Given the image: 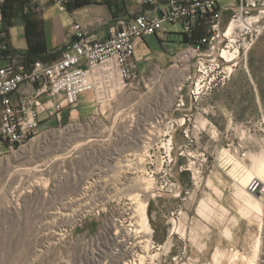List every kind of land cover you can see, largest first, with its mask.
Returning a JSON list of instances; mask_svg holds the SVG:
<instances>
[{
  "label": "rangeland",
  "instance_id": "obj_1",
  "mask_svg": "<svg viewBox=\"0 0 264 264\" xmlns=\"http://www.w3.org/2000/svg\"><path fill=\"white\" fill-rule=\"evenodd\" d=\"M71 1L47 3L66 10ZM235 1L220 0L219 5ZM2 3L0 0V9ZM88 5H108L112 18L140 9L137 0ZM164 27L170 32L146 36L137 48L144 74L140 84L114 102H102L98 114L91 92L80 95L78 107L62 110L61 122L52 119L47 109L33 142L12 155L0 149V264H110L112 253L122 256L115 241L136 229L139 217L111 225L124 211L123 201L118 202L139 190L110 188L128 170L127 164L148 171L146 161H139L141 157L123 160L145 152V129L153 125L157 128H150L156 130L150 137L157 165L160 135L169 129L174 135L172 176L183 188L179 196L157 192V198L150 199L148 214L156 248L150 249L145 264H263L264 206L260 211L242 198L235 180L241 167L253 168V156L264 154V32L224 86L198 100L190 98L186 87L185 106L178 107L174 87L184 76L173 64L185 43L180 26ZM12 35L15 45L24 44L19 28ZM155 72L157 83L153 85ZM183 119L185 124L176 122ZM69 124L79 130H72ZM236 162L241 167L235 173ZM155 177L152 190L161 189V173ZM90 178L102 180L107 187L93 197L96 206L91 212L74 226L52 215L65 212L71 205L69 197ZM81 205L75 204L71 210ZM175 218L179 229L174 232ZM62 229L66 231L60 238L56 233ZM258 238L262 245L255 259ZM158 244L164 249L159 251ZM218 251L221 259L214 262Z\"/></svg>",
  "mask_w": 264,
  "mask_h": 264
},
{
  "label": "built area",
  "instance_id": "obj_2",
  "mask_svg": "<svg viewBox=\"0 0 264 264\" xmlns=\"http://www.w3.org/2000/svg\"><path fill=\"white\" fill-rule=\"evenodd\" d=\"M137 1L140 9L116 19L108 27L106 38H98L76 23L70 46L53 61L26 64L10 56L0 19V149L12 155L33 142L40 134L42 114L47 109L52 119L61 122L62 110L78 107L80 95L91 92L98 114L102 102H114L130 87L140 84L144 74L137 48L146 36L170 32L165 24L180 26L179 34L189 38L204 28L200 38L186 43L174 57V66L187 68L182 83L174 87L179 107L185 106L181 85H188L190 98L195 100L224 86L264 32V0H239L237 6L225 8L233 9L227 23L219 0ZM171 137L170 129L160 135L159 165L152 138L144 154L148 176L155 181V174L161 173L160 190L165 194H174L180 185L172 176ZM122 201L124 211L113 220L112 227L113 223L123 224L138 217L136 200L126 198L118 203ZM135 230L125 235L126 242L132 243L142 235H135ZM154 232L153 229L152 248H156ZM157 248L161 251L164 245L158 244Z\"/></svg>",
  "mask_w": 264,
  "mask_h": 264
},
{
  "label": "bare ground",
  "instance_id": "obj_3",
  "mask_svg": "<svg viewBox=\"0 0 264 264\" xmlns=\"http://www.w3.org/2000/svg\"><path fill=\"white\" fill-rule=\"evenodd\" d=\"M179 69L182 75H184V73L187 71L186 67H180ZM156 75H157V72L154 73L155 77L153 80V85L157 83ZM180 83H182V81ZM186 87H188V85H181V92H183ZM175 95H177L176 91H175ZM177 101H178L177 105L179 107V100ZM176 122L179 124L180 122L181 124H185L186 121L185 119H183V120H176ZM150 128L155 129L157 127L156 125H153L145 129L147 130V134L143 137V148L144 147L146 148L148 146V140L151 139L150 135H152L153 133H155L154 131H156V130H150ZM71 129L79 130V127L73 126ZM173 138H174V135H172V137L169 139V142L170 143L172 142V144H173ZM144 154L145 152L141 154L133 153L131 155H127L123 161L131 162L133 159L130 157H136V158L141 157L139 161H141L142 163L144 160L143 159ZM252 158L254 160L252 169L241 167L240 163L238 162L235 163V166L233 168L235 173L240 167L242 168L239 174L236 173L235 181L237 182V191L239 195L242 198H245L249 202V204H251L255 208H258L261 211L262 207L264 206V154H262L261 156H253ZM19 159L21 160V157H19ZM131 166L132 165L130 164L126 165L128 170L126 172H122L123 176H118V178L115 179L114 183H112V188L110 189L117 191L121 189L120 186H125L126 188H132L134 192L136 190H139V192L132 194L130 198L136 200L135 201L136 202L135 213L139 217L138 224H137L138 227L135 230L136 232L135 235L137 233H141L142 235L135 237L132 243L126 242L128 240H125V238H122L121 240H116L115 246L119 247L116 249V251L122 252L121 253L122 256L117 257V256H114L118 254L117 252L112 253V263L110 264H145L147 257L150 256L149 255L150 249L153 247L152 246L153 228L151 226L150 219H149L148 207H149L150 199L155 200V198H157L156 193L159 192L160 194V192L162 191L160 190V188H157L156 190H152L154 188V181L148 176V173L144 168L140 166L137 168L136 167L133 168ZM90 179L91 180L84 179L83 184H81L76 190L74 194L75 196L72 195V197H69V202L71 201L70 202L71 205L66 208L65 212L58 210V212L56 211L52 212V215L57 214L58 219L62 221L67 219L70 221L71 226H74L77 221H79L80 219L85 217L89 212H91V210H93L94 207L96 206L93 204V201H92L93 197L98 191H100V189H104L107 187L106 185L103 184V181L100 179H97V178L95 179L90 178ZM181 189L182 188L179 185L178 190H177L178 193L176 192L174 195L179 196V192H181ZM100 193H103V192H100ZM80 202L82 203L81 205L82 208L71 210V208L75 204H79ZM172 221L175 225V229H174V232H175L176 230L179 229L178 228L179 221L176 218ZM65 231L66 229H62L56 234L60 236V238H62V236H64ZM183 234H185V232ZM138 238H140L139 241H137ZM128 244H129V247H126ZM261 245H262V240L261 238H258L256 241V245H255V253L253 255L255 259H257V256L259 254L258 252H259ZM167 247L168 248L171 247V246H168V241H167ZM263 264H264V261H263Z\"/></svg>",
  "mask_w": 264,
  "mask_h": 264
},
{
  "label": "crops",
  "instance_id": "obj_4",
  "mask_svg": "<svg viewBox=\"0 0 264 264\" xmlns=\"http://www.w3.org/2000/svg\"><path fill=\"white\" fill-rule=\"evenodd\" d=\"M47 1L34 0L32 3L36 2L38 5H33L32 3L27 5L22 12L24 18L16 19L12 26L5 31V42L8 47L7 53L18 62L31 63L26 50L31 44H36L38 41L41 43V49L40 53L33 55L35 59L36 57L46 58L47 54L57 50H60V57L63 49L65 50L73 41L76 23L82 24L91 34L96 35L98 38H106L108 27L116 19L121 18H112L108 5H86L77 9L67 8L64 10L59 4H48ZM109 2H113V0H109ZM238 3L239 0H236L230 5L220 7L224 10L230 6H237ZM222 14L225 21L226 16L233 14V9L226 10ZM2 18V11L0 9V19ZM18 28L21 30L25 41L21 46L15 45L12 35L13 30ZM49 59L50 57L46 61H53ZM73 111L78 114L77 109ZM78 117L75 118L77 119ZM180 186L183 188L182 185ZM154 227L156 228V225ZM229 233L233 237V233L231 231ZM220 259L221 252L218 251L214 254L213 261L217 262Z\"/></svg>",
  "mask_w": 264,
  "mask_h": 264
},
{
  "label": "trees",
  "instance_id": "obj_5",
  "mask_svg": "<svg viewBox=\"0 0 264 264\" xmlns=\"http://www.w3.org/2000/svg\"><path fill=\"white\" fill-rule=\"evenodd\" d=\"M30 0H3L1 11H2V30L5 33V31L12 26L14 21L19 18H24V14L22 13L24 8L27 6V3H29ZM91 3H99V4H106L110 3L109 0H72L67 4L68 9H77L83 6H86ZM29 29V28H28ZM204 34V28H200L198 31H196L192 37H188L185 34L183 35V41L184 43H188L194 40H197L200 38L201 35ZM41 49V43L38 41L36 44H31L28 49L26 50L27 56L30 57L31 62L35 60H44L48 59L50 57L51 60H55L59 57L60 50H57L55 52H50L47 54L46 58H40L36 57L34 58L33 55H36L40 53ZM49 59V60H50Z\"/></svg>",
  "mask_w": 264,
  "mask_h": 264
}]
</instances>
